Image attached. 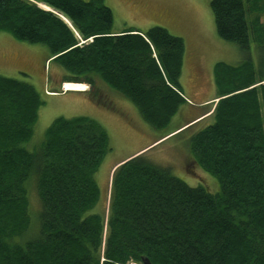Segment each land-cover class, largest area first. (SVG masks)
Instances as JSON below:
<instances>
[{
    "label": "trees",
    "instance_id": "16d2710c",
    "mask_svg": "<svg viewBox=\"0 0 264 264\" xmlns=\"http://www.w3.org/2000/svg\"><path fill=\"white\" fill-rule=\"evenodd\" d=\"M210 6L218 35L247 51L255 42L260 57L258 67L252 58L216 64L215 121L190 137L189 170L214 175L217 192L188 184L143 152L116 166L107 210L93 211L95 174L111 150L106 127L87 115L58 116L32 150L26 143L40 94L0 74V264H264V0ZM113 24L105 0H0V32L45 43L47 60L65 67L60 89L47 93L64 92L65 81L95 86L101 78L155 128H166L188 103L184 38L162 25L117 32ZM31 189L39 196L34 225Z\"/></svg>",
    "mask_w": 264,
    "mask_h": 264
},
{
    "label": "rangeland",
    "instance_id": "374dc122",
    "mask_svg": "<svg viewBox=\"0 0 264 264\" xmlns=\"http://www.w3.org/2000/svg\"><path fill=\"white\" fill-rule=\"evenodd\" d=\"M114 12L113 28L125 30L131 27L148 29L155 25L178 27L180 19L193 13L210 14L213 17L211 0H105ZM44 5V4H43ZM205 24H209L205 20ZM208 22V23H207ZM203 40L204 53L199 57L187 55L184 58V71L181 81L182 90L193 101L199 102L219 95L220 89L215 84L214 70L218 62L224 61L237 64L242 60L252 58L256 67L259 66V48L252 41L249 51L243 50L236 43L222 39L216 33L211 35L206 27ZM49 46L45 43L21 41L7 32H0V74L27 81L36 88L42 99L37 121L33 126V135L26 145L35 150L45 138L46 130L58 116L71 117L87 115L99 120L107 129L110 137L111 150L105 155L95 177L100 187V198L95 212H105L109 204V188L111 177L118 164L130 156L145 152V155L155 163L168 166L188 184L209 185L212 192L219 189L218 179L200 166L189 170L193 159L190 149V137L205 126L215 121L214 115L204 117L191 128L177 129L155 143L152 140L169 132L174 126L183 122L193 111L186 104L172 118L170 124L163 129H157L144 119L138 106L125 94L111 87L101 78H96L95 86L86 82L81 88L67 89L65 81L62 84L64 92L49 94L47 90L57 89V81L66 73L65 67L53 58L47 60ZM183 82V83H182ZM190 85V87H189ZM192 87L201 92H193ZM191 89V90H190ZM195 94L197 97H194ZM199 100V101H198ZM189 103L190 101L187 100ZM209 103V101H208ZM216 102H212L210 112ZM196 106V110L201 108ZM206 107V106H202ZM205 108L203 111H205ZM188 126V125H186ZM38 191L29 190L30 212L33 225L39 221ZM130 264H140L135 261Z\"/></svg>",
    "mask_w": 264,
    "mask_h": 264
},
{
    "label": "crops",
    "instance_id": "0c3cea01",
    "mask_svg": "<svg viewBox=\"0 0 264 264\" xmlns=\"http://www.w3.org/2000/svg\"><path fill=\"white\" fill-rule=\"evenodd\" d=\"M187 16L188 15L186 14L185 17L183 16L180 19L181 23L178 25V27H171V29L175 32H172L171 30H169V31L173 34L180 35L184 38L185 44H186L184 58L187 55H191V57H199L202 53H204L203 40L206 36V32H205L206 27H207V29L210 30V33H209L210 35L212 32V34H214V36H216L215 34L217 33L216 32L217 30H216L214 15L212 17V15L210 14L208 17H206L205 14L203 15V14H199V13H193L186 19ZM205 20H208L209 24L206 25ZM116 31L119 32V31H123V30L117 29ZM183 71H184V63H183V69H182L180 81H182ZM215 84H216V82H215ZM189 87H190V85H189ZM191 91L198 92V93L201 92L200 90L196 91V88H194V87H192ZM184 95H185L186 99L188 101H190L189 103H186V105L188 106V108L190 110H193V108H195L196 106H199L198 108H201L202 106H209V105H211L212 102H217V100H218V95H217L215 97H211L210 99L204 98L200 101L198 100L199 102H196V101H193V99L190 96H188L187 94L184 93ZM193 96L197 97L195 94H193ZM208 101H209V103H208ZM211 112H210V110L206 113H205V111L204 112H201V111L198 112L197 111L194 115L192 114L191 116H189V118H187L183 122L174 126V128L169 130V132L171 133L173 131H176L178 128L181 129L180 127H182L183 125H185V126H183L182 128H184V127H186V125L192 124L194 122L198 123L204 117H207L208 114L211 115ZM156 141H157V138L152 140L150 144L155 143Z\"/></svg>",
    "mask_w": 264,
    "mask_h": 264
},
{
    "label": "bare ground",
    "instance_id": "6f19581e",
    "mask_svg": "<svg viewBox=\"0 0 264 264\" xmlns=\"http://www.w3.org/2000/svg\"><path fill=\"white\" fill-rule=\"evenodd\" d=\"M83 83H75V82H67L66 83V88L67 89H72V88H81L83 87Z\"/></svg>",
    "mask_w": 264,
    "mask_h": 264
},
{
    "label": "water",
    "instance_id": "95a60500",
    "mask_svg": "<svg viewBox=\"0 0 264 264\" xmlns=\"http://www.w3.org/2000/svg\"><path fill=\"white\" fill-rule=\"evenodd\" d=\"M145 264H152L149 260H145Z\"/></svg>",
    "mask_w": 264,
    "mask_h": 264
}]
</instances>
